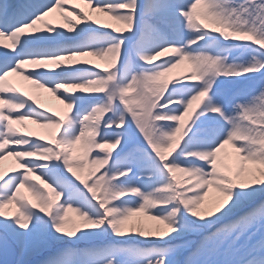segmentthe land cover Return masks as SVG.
Wrapping results in <instances>:
<instances>
[{
  "label": "snow or ice",
  "instance_id": "obj_1",
  "mask_svg": "<svg viewBox=\"0 0 264 264\" xmlns=\"http://www.w3.org/2000/svg\"><path fill=\"white\" fill-rule=\"evenodd\" d=\"M8 156L0 264H264V0H0Z\"/></svg>",
  "mask_w": 264,
  "mask_h": 264
},
{
  "label": "rangeland",
  "instance_id": "obj_2",
  "mask_svg": "<svg viewBox=\"0 0 264 264\" xmlns=\"http://www.w3.org/2000/svg\"><path fill=\"white\" fill-rule=\"evenodd\" d=\"M80 7L79 8H83L85 12H87V14L89 15L90 18L92 19H97L99 18L101 23H115L113 21L110 20V18H108L107 16L104 15V13H97L92 11L88 4L86 3H80L79 4ZM78 10V9H77ZM66 11H64L65 14ZM52 13L49 14L48 17H46V19L49 20L50 23L55 24V25H59L58 23H55L52 21ZM73 21H75L77 19V17L75 15H73L72 17H70ZM79 59L83 60V59H88L90 61L93 62V64H98L100 65V68L103 69L104 67H107L108 65L105 63V61L98 59L96 57H80ZM182 72L179 69H174L171 73L167 74L169 79H171L173 76L175 75H181ZM6 84L14 87V88H19L21 90V92H26L28 93V95L33 96L34 93V89L36 88L35 86H31L30 88H25L23 87L21 84L18 83H14L12 81V79L9 77L6 78ZM49 95H51V97H48L49 101H48V106L46 105V101H39L37 102V104H39L41 106V110H51V112H55L58 113L60 116L63 115L64 111H66V109L64 108L63 105H61L59 103V101L55 98L54 95H52L51 93L48 92ZM39 95H37L36 97L33 96V98H38ZM15 127H17L19 129V131L21 133L27 132V131H32L35 132L37 134V136L43 135L46 138L49 137V133L51 130L49 129H43L40 128L38 125H34L32 124L30 121H24L23 124H16L14 125ZM15 167V159L13 157H5L2 161H0V169H3L4 171L8 172L9 174H11V169H13ZM7 178V177H5ZM23 191V190H22ZM27 195V193H25Z\"/></svg>",
  "mask_w": 264,
  "mask_h": 264
},
{
  "label": "bare ground",
  "instance_id": "obj_3",
  "mask_svg": "<svg viewBox=\"0 0 264 264\" xmlns=\"http://www.w3.org/2000/svg\"><path fill=\"white\" fill-rule=\"evenodd\" d=\"M79 7H80V5H79ZM64 11H66L65 12V15H66V14L72 12V8H67ZM52 15H53V17H52L53 22L58 23V24L65 23V21L63 20L61 13L59 11L52 13ZM72 16L73 15H71V17ZM10 78L12 79V81L14 83L21 84L25 88H30L32 86L28 81L23 80L21 77L17 76L16 74H11ZM37 95H39V96H38V98H35L36 102L46 101V105L48 106V101H49L48 97H51V95H49L48 92H46L43 89L35 88L33 96L36 97Z\"/></svg>",
  "mask_w": 264,
  "mask_h": 264
}]
</instances>
